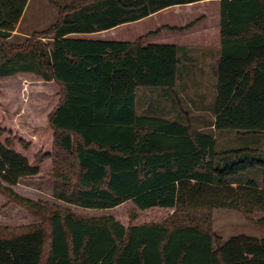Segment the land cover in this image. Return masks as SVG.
Masks as SVG:
<instances>
[{
    "label": "trees",
    "instance_id": "obj_1",
    "mask_svg": "<svg viewBox=\"0 0 264 264\" xmlns=\"http://www.w3.org/2000/svg\"><path fill=\"white\" fill-rule=\"evenodd\" d=\"M204 1L219 3L213 127L264 137V0H84L23 41L13 33L28 0H0V78L34 74L59 90L44 119L45 150L34 153L0 115V193L37 213L47 202L9 186L48 167L52 196L65 205L53 206L46 229H1L0 264H264V239L239 235L221 242L207 215L215 209L264 213V148L218 154L211 134L137 115L139 88L175 89L177 46L147 43L148 36L134 42L87 37ZM45 35L48 43L41 41ZM257 169L261 185L242 180ZM128 202L137 211L133 221L153 209L174 213L125 227L68 208L110 210ZM256 223L264 228V219Z\"/></svg>",
    "mask_w": 264,
    "mask_h": 264
},
{
    "label": "rangeland",
    "instance_id": "obj_2",
    "mask_svg": "<svg viewBox=\"0 0 264 264\" xmlns=\"http://www.w3.org/2000/svg\"><path fill=\"white\" fill-rule=\"evenodd\" d=\"M81 1L84 0H28L15 32L21 41L27 37L41 35L57 21L63 8H69ZM184 28L187 29L179 30ZM94 36L95 39L118 42H134L148 36L145 39L147 43H164L178 47L177 57L180 66L177 86L171 91L139 88L136 91L138 116L188 123L194 130L199 129L213 136L218 154L239 150L258 152L263 150V136L243 135L234 130L217 131L213 127L219 51L218 1L171 7L139 22L122 25ZM186 36L190 38H185ZM44 37L41 41L48 43L50 39L46 35ZM181 38H184V41ZM189 58L191 61L194 60V63L186 60ZM187 69L190 71L186 72ZM58 91L53 82H44L34 74L21 73L13 77L0 78V115L4 116L3 126L16 128L31 143L34 153L45 148L46 139L42 132L46 126L44 119L47 112L58 103ZM49 172L50 168L44 167L38 175L20 179L15 185L9 186L24 198L47 202L45 203L47 205H41L37 213L9 203L6 195L0 193V230L6 228V232L18 233L30 227L46 229L47 217L55 209L53 206L65 207L52 196L53 179L52 176L45 175ZM243 179H254L261 185L262 170L248 172L242 175ZM68 208L80 217H112L125 227L132 222L133 224L160 222L171 218L174 213L172 210L153 209L138 212L137 219L133 221L137 211L130 202L110 210ZM207 215L213 235L221 242L239 235L264 239V228L256 223L264 219V213L245 217L239 211L215 209ZM47 247L48 242L45 245V252Z\"/></svg>",
    "mask_w": 264,
    "mask_h": 264
},
{
    "label": "crops",
    "instance_id": "obj_3",
    "mask_svg": "<svg viewBox=\"0 0 264 264\" xmlns=\"http://www.w3.org/2000/svg\"><path fill=\"white\" fill-rule=\"evenodd\" d=\"M209 2V1H208ZM191 4H189V5H185V6H190ZM173 7H178V6H173ZM182 7V6H181ZM171 8V7H170ZM161 12V11H160ZM18 26V25H17ZM13 35H18L15 31H14V33H13ZM203 35V34H202ZM87 37H89V38H93V39H95L94 37H96V36H94V34L93 35H89V36H87ZM185 38H190L189 36H186ZM183 41H184V38H181ZM204 40V39H203ZM205 41L206 42H209L207 39H205ZM219 55H220V39H219V51H218V60H219ZM198 58V57H197ZM194 59V58H193ZM188 62H192V63H194L193 61L194 60H192L191 61V59L189 58V59H186ZM179 66H180V64H179ZM179 66H178V68H179ZM190 70L189 69H187L186 70V72H189ZM178 73V72H177ZM177 82H178V74H177ZM177 82H176V86H177ZM215 119V116L213 117V120ZM195 131H199V129L198 130H195Z\"/></svg>",
    "mask_w": 264,
    "mask_h": 264
}]
</instances>
